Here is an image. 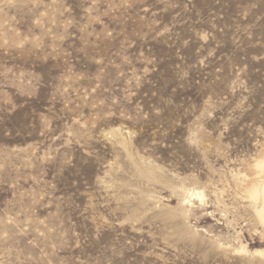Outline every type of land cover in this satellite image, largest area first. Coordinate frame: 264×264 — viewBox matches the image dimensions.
<instances>
[{"label": "rangeland", "instance_id": "374dc122", "mask_svg": "<svg viewBox=\"0 0 264 264\" xmlns=\"http://www.w3.org/2000/svg\"><path fill=\"white\" fill-rule=\"evenodd\" d=\"M263 158L264 0H0V264H264Z\"/></svg>", "mask_w": 264, "mask_h": 264}, {"label": "bare ground", "instance_id": "6f19581e", "mask_svg": "<svg viewBox=\"0 0 264 264\" xmlns=\"http://www.w3.org/2000/svg\"><path fill=\"white\" fill-rule=\"evenodd\" d=\"M256 167L264 174V158L256 163ZM251 198L257 206V213L260 221L264 224V177L261 182L252 186L250 191Z\"/></svg>", "mask_w": 264, "mask_h": 264}]
</instances>
